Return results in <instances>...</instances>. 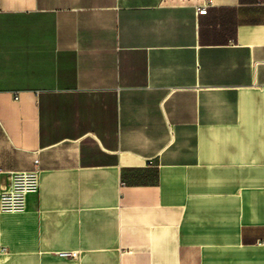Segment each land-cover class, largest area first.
Wrapping results in <instances>:
<instances>
[{
    "label": "crops",
    "instance_id": "obj_1",
    "mask_svg": "<svg viewBox=\"0 0 264 264\" xmlns=\"http://www.w3.org/2000/svg\"><path fill=\"white\" fill-rule=\"evenodd\" d=\"M34 169L0 264H264V0H0V191Z\"/></svg>",
    "mask_w": 264,
    "mask_h": 264
},
{
    "label": "built area",
    "instance_id": "obj_2",
    "mask_svg": "<svg viewBox=\"0 0 264 264\" xmlns=\"http://www.w3.org/2000/svg\"><path fill=\"white\" fill-rule=\"evenodd\" d=\"M206 8L200 9L205 13ZM17 97V96H16ZM38 162V159L35 160ZM40 187L39 172L37 169L25 171H12L9 175L8 186L0 191V210L7 212H20L26 209L27 196L37 193ZM59 255L64 257H77V251L63 250Z\"/></svg>",
    "mask_w": 264,
    "mask_h": 264
}]
</instances>
